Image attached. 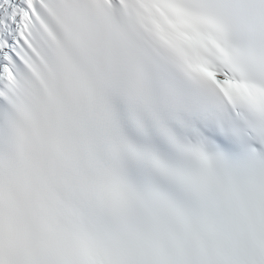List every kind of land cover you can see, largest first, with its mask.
Returning <instances> with one entry per match:
<instances>
[{"label": "snow or ice", "instance_id": "obj_1", "mask_svg": "<svg viewBox=\"0 0 264 264\" xmlns=\"http://www.w3.org/2000/svg\"><path fill=\"white\" fill-rule=\"evenodd\" d=\"M0 264H264V0H0Z\"/></svg>", "mask_w": 264, "mask_h": 264}]
</instances>
